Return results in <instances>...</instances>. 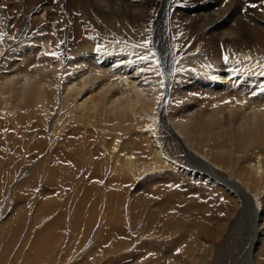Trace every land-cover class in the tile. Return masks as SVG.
<instances>
[{
  "label": "bare ground",
  "instance_id": "obj_1",
  "mask_svg": "<svg viewBox=\"0 0 264 264\" xmlns=\"http://www.w3.org/2000/svg\"><path fill=\"white\" fill-rule=\"evenodd\" d=\"M0 32V264H264V0H0Z\"/></svg>",
  "mask_w": 264,
  "mask_h": 264
},
{
  "label": "rangeland",
  "instance_id": "obj_2",
  "mask_svg": "<svg viewBox=\"0 0 264 264\" xmlns=\"http://www.w3.org/2000/svg\"><path fill=\"white\" fill-rule=\"evenodd\" d=\"M30 18L27 20L28 22H30ZM41 32H39L38 34H40ZM162 34H164V35H162L161 37V42L162 43H166L167 44V40H165L164 38L166 37V33L165 32H162ZM166 39H167V37H166ZM169 143H174V141L172 140V139H170V141H169ZM174 150H175V153H174ZM170 151H172L171 153H173L174 154V156L176 157V158H180V157H182V154L181 153H178V150L176 151V149L175 148H173V150L171 149ZM177 153V154H176ZM176 154V155H175ZM180 155V156H179ZM178 156V157H177ZM27 199H30L29 197H27ZM30 201V200H29ZM13 202V203H12ZM11 202V204L9 205V207H8V211L7 212H10L11 210L10 209H12V207H13V209H14V199H13V201ZM13 205V206H12ZM178 206H181V204H179ZM13 209H12V211H13ZM21 209V208H20ZM10 210V211H9ZM11 211V212H12ZM10 212V213H11ZM9 213V214H10ZM19 213H20V210H19ZM248 223V226H249V228H250V230H251V227L252 226H250L249 225V221L247 222ZM239 225V227H242V230L244 229V227H246L245 225H244V222H243V226H242V224L240 223V224H238ZM23 227V226H22ZM21 227V228H22ZM36 227V226H35ZM249 228H247V229H249ZM24 229L26 230L27 229V231H28V228H25L24 227ZM35 229V228H34ZM32 230V233H31V235L33 236V234L36 232V229H37V227H36V229L35 230ZM34 231V232H33ZM170 231V230H169ZM249 232V231H248ZM137 235V234H136ZM169 235V234H168ZM210 235V234H209ZM31 236V237H32ZM174 236H176V233H175V235ZM225 237L226 236H224V238H222V239H218V240H214V239H212V237H210V236H208V235H206V236H204V240H206L207 241V243L208 244H210V245H212L213 243H214V245L216 246V251L218 252V254L217 255H214V254H212V256L209 258V256H208V259H210V260H208V262L209 261H211L213 258H216V263L217 264H220V260H225V263L227 264V262L229 263L231 260H232V258L233 257H229V256H227V255H225L224 253L230 248V246H227L228 244H229V242H228V240H229V238H227L226 237V239H225ZM29 238V237H28ZM138 238H140V239H137ZM161 238V237H160ZM78 239H80V241H78ZM84 240V242H82L81 240ZM132 239H136L137 241L136 242H131V241H129L130 239L128 238H126V240L124 239L123 240V242L125 243H130L129 245H125V247H123V245H122V247H113V246H110V243H108V244H105L104 245V247H106V248H111V249H116L117 248V250L118 251H116V252H119V251H121V252H119V253H121L120 254V256H115L114 254H111V253H109L108 255H105L104 257H103V259H100V261L98 262V264H118L121 260H123V258H125V260H128L129 262L127 263V264H131V262L133 263L135 260H134V258H133V255H134V253L133 252H137V249H138V251H139V253L141 252L140 250L141 249H139V248H137V246L139 245L140 246V244L142 243V239L144 240L145 238H142L141 239V237L140 236H136L135 237V234H134V238H132ZM159 240H161V239H159ZM220 240V241H219ZM225 240L227 241V242H225ZM65 240H63V242L62 243H60V245H59V243H54V245H53V247H52V249H51V251L52 252H50V256L51 257H49V258H47V257H43L42 259H41V262H39V264H49V260H53V262H50V264H53L54 262H56V260L57 259H55L56 258V256L58 257V255H59V253L61 252V250L64 248V247H66L67 246V241H65ZM122 241V240H121ZM69 242V241H68ZM75 242H76V244H77V247H81L82 245V247H83V249H84V252H86V251H88L89 250V248L91 249L92 247H93V245H95V244H97L98 242H96V239L93 241V243L91 244V243H89V241L86 239V238H76V240H75ZM82 242V243H81ZM87 242V243H86ZM80 243V244H79ZM232 244H233V247L235 246V244H236V240H235V242H232ZM231 244V245H232ZM132 245V246H131ZM76 246V245H75ZM138 246V247H139ZM119 248V249H118ZM124 248V249H123ZM80 249H82V248H79L78 249V251L80 250ZM179 250H181V248H178V249H176V253L177 254H174V255H176V257H179V256H181L183 253H182V251L183 250H181L180 252H179ZM220 251V252H219ZM174 252V253H175ZM223 252V253H222ZM58 255H57V254ZM138 253V254H139ZM216 253V252H215ZM129 255V257H125V256H127V255ZM147 253H145V255H142L141 256V258H140V260H138V262L137 263H142V262H144V260H146L147 258H148V256L146 255ZM180 254V255H179ZM12 255V254H11ZM10 255V256H11ZM75 254H73V256H74ZM81 254H78V256H80ZM124 255V257H122ZM72 256V257H73ZM183 257L185 256V255H182ZM189 257V255H186L184 258L185 259H187ZM121 259V260H119V259ZM231 258V259H230ZM118 259V260H117ZM115 260V261H114ZM117 260V261H116ZM168 260H169V262H168ZM229 260V261H228ZM114 261V262H113ZM119 261V262H118ZM227 261V262H226ZM234 261H235V259H234ZM233 261V262H234ZM118 262V263H117ZM167 263H171V262H174V261H171V259L170 258H167V261H166Z\"/></svg>",
  "mask_w": 264,
  "mask_h": 264
},
{
  "label": "snow or ice",
  "instance_id": "obj_3",
  "mask_svg": "<svg viewBox=\"0 0 264 264\" xmlns=\"http://www.w3.org/2000/svg\"><path fill=\"white\" fill-rule=\"evenodd\" d=\"M225 2H227V0H225ZM252 7H255V5H252ZM7 35L6 33H3V32H0V40H2L4 38V36ZM148 44H149V41H145L143 44L139 45L140 47H143V48H147L148 47ZM150 55L154 56L155 54L154 53H149ZM55 58H59L55 53L52 54ZM140 60L142 61H146L149 59V55H143V56H140L138 57ZM225 60H227L228 58L227 57H224ZM156 72H157V75L160 74L159 72V68L157 67L156 69ZM161 83L163 84V81H161Z\"/></svg>",
  "mask_w": 264,
  "mask_h": 264
}]
</instances>
